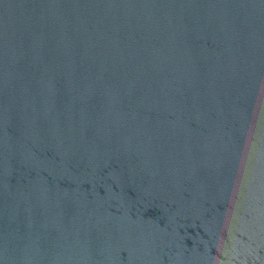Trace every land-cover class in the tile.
I'll return each mask as SVG.
<instances>
[{
	"label": "water",
	"instance_id": "95a60500",
	"mask_svg": "<svg viewBox=\"0 0 264 264\" xmlns=\"http://www.w3.org/2000/svg\"><path fill=\"white\" fill-rule=\"evenodd\" d=\"M262 227L264 0H0V264H264Z\"/></svg>",
	"mask_w": 264,
	"mask_h": 264
},
{
	"label": "clouds",
	"instance_id": "9594fccd",
	"mask_svg": "<svg viewBox=\"0 0 264 264\" xmlns=\"http://www.w3.org/2000/svg\"><path fill=\"white\" fill-rule=\"evenodd\" d=\"M240 227L233 229L230 227L226 231L225 243L232 245L234 248H244L251 254L252 246L251 242L253 237L256 235L255 232H252L249 228V221L246 220L243 216H240ZM260 231H264V227L260 229ZM244 264H247L245 261Z\"/></svg>",
	"mask_w": 264,
	"mask_h": 264
}]
</instances>
